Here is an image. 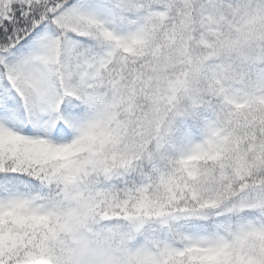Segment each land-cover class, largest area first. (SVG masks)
<instances>
[{"label": "snow or ice", "instance_id": "obj_1", "mask_svg": "<svg viewBox=\"0 0 264 264\" xmlns=\"http://www.w3.org/2000/svg\"><path fill=\"white\" fill-rule=\"evenodd\" d=\"M0 264H264V0H0Z\"/></svg>", "mask_w": 264, "mask_h": 264}]
</instances>
